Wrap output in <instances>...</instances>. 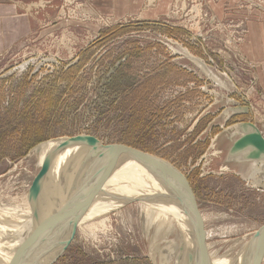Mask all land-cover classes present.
I'll return each mask as SVG.
<instances>
[{
    "label": "rangeland",
    "instance_id": "rangeland-1",
    "mask_svg": "<svg viewBox=\"0 0 264 264\" xmlns=\"http://www.w3.org/2000/svg\"><path fill=\"white\" fill-rule=\"evenodd\" d=\"M57 4L58 27L0 52V206L34 212L28 194L44 166L36 151L53 140L90 135L105 148L111 168L122 153L107 148L124 147L171 164L186 177L203 219L196 251L202 264H217L250 244L264 227V187L253 185L252 161L228 159L241 136L233 137L232 128L257 127L260 117L264 129L253 73L239 53L244 21L219 19L206 0H175L170 16L156 21L93 15L86 0ZM81 145L75 161L58 173L50 170L54 175L37 196L40 207L54 201L52 215L73 200L70 190L110 168L97 150ZM124 188L122 200L132 193L130 185ZM126 202L58 235L61 255L54 264H163L161 252L153 259L150 250L175 235L165 237L140 201ZM178 241L169 245L174 257L182 253ZM47 247L48 239L37 242L18 264H38ZM53 248L54 240L50 259Z\"/></svg>",
    "mask_w": 264,
    "mask_h": 264
},
{
    "label": "bare ground",
    "instance_id": "bare-ground-1",
    "mask_svg": "<svg viewBox=\"0 0 264 264\" xmlns=\"http://www.w3.org/2000/svg\"><path fill=\"white\" fill-rule=\"evenodd\" d=\"M193 60L208 71V69L201 64V61L197 59ZM232 129L235 130L233 137L235 135L243 136L252 131L249 126L245 124H240L239 126L237 125ZM66 140L67 139L64 138L53 140L48 144L46 143L41 146L38 150L35 148L37 150L36 154H38L40 158V164L45 165L47 160ZM101 148L105 153V148ZM107 149H111L115 152V155L116 153H122L117 157V160H121V162L118 163L119 165L113 167V171L111 173L110 168L108 169L107 166L100 172L88 177L86 179L87 182H85L86 186L83 185L84 187H81L82 190L77 187L70 190L69 193H67V196L68 199L73 198V200L62 208V214L56 216L54 214L52 215L54 212L53 206H56V204H53L54 201L51 202V204L48 203L46 206L41 205V211L43 213L42 218L36 217L37 215L30 210H19L18 208L13 210L12 208L8 209V207L4 208L5 206H0V261L12 258L16 254H20L4 263L18 264L21 260L27 257L29 250L37 242L48 239V247L45 251V255L38 263L46 264L50 259L53 247V237L43 222L44 218H47L50 221L57 235H60L68 228L75 225V223L89 222L95 217L98 218L107 214L114 206V209L124 206L125 201H127L126 203L140 201L144 207V213L147 214L150 219H152L153 216H156L153 225L159 224L163 229H165V237L173 234L175 235V240H179L180 249L183 250L186 246L191 248L192 255L188 256L185 264H202L196 259L198 239L195 240L194 244L191 241L194 228L196 226V217L189 210V208L181 206L183 204H181V199H187L186 188L180 177L181 173L171 164L165 163L153 156L143 154L136 150L121 147ZM81 151H83V146L80 144L78 150L74 153H70L68 156L60 153L54 160L51 166V171L58 173L59 170L65 168L66 163L75 161L78 158V155L81 154ZM254 152H256V150L253 147H246L243 150L234 153L230 152L229 154L231 156H240L243 160L248 162V160H250V156L254 154ZM96 154L99 156L98 151ZM105 155L107 154L105 153ZM115 155L113 161L116 160ZM107 157L110 156L107 155ZM262 160H264V152L259 159L253 160L252 162H259ZM80 163H76L77 167L80 166ZM224 169L227 168L224 167ZM53 175L54 173H50L48 175V179L46 180L41 192L44 190L45 185ZM257 183H259V181ZM257 183L253 182L254 185ZM128 185H130L132 193L130 195L125 194L126 198L122 200L121 194L125 193L128 188L124 187ZM261 185L264 187V179L261 181ZM80 191H82L81 195L79 193ZM77 194L78 196H76ZM76 203L77 205H75ZM74 205L75 207L73 208ZM70 209H72V212L59 223V220L67 214ZM2 214L8 216H6V218H2ZM13 215H16L17 217H12ZM11 217L12 220H10ZM37 232L38 234L35 235ZM260 233L261 231H257L250 244L248 243V245L244 248L242 246L238 248V250H234L236 253H233L234 251H232L226 256L221 257V260L217 264H247L257 245ZM6 235L10 237L15 235L16 237L10 239L6 237ZM168 240V237L165 238L155 244L150 250V254L153 259H155L153 253L156 251L161 252L159 255L164 258L163 264H170L169 262L172 261V258H176L177 260L181 252L180 250L178 256L174 257V251L170 249L169 245L175 240H169L171 241L170 243ZM167 242L168 244L167 246L165 245L166 247L161 245L162 243L164 245ZM263 259L264 250L260 260ZM176 260L174 264H178L179 260L177 262Z\"/></svg>",
    "mask_w": 264,
    "mask_h": 264
},
{
    "label": "crops",
    "instance_id": "crops-1",
    "mask_svg": "<svg viewBox=\"0 0 264 264\" xmlns=\"http://www.w3.org/2000/svg\"><path fill=\"white\" fill-rule=\"evenodd\" d=\"M58 1L61 0H0V52L31 36H41L50 27L59 26ZM148 0H86L93 15H104L119 20L131 15H140L149 21L169 17L175 0H156L152 8H146ZM210 10L219 18L243 20L247 33L239 46V53L253 73L256 85L259 113H264V0H206ZM224 11V13H223ZM61 25V23H60ZM261 116V115H258ZM257 127H260L258 117ZM238 136V135H235ZM230 161H243L240 156H231ZM253 182L261 186L264 179V160L253 162ZM254 185V184H253Z\"/></svg>",
    "mask_w": 264,
    "mask_h": 264
},
{
    "label": "water",
    "instance_id": "water-1",
    "mask_svg": "<svg viewBox=\"0 0 264 264\" xmlns=\"http://www.w3.org/2000/svg\"><path fill=\"white\" fill-rule=\"evenodd\" d=\"M245 125L249 126V128L252 131L241 136L238 140H236L234 142L233 146L231 147L230 152L234 153V152L243 150L246 147H253L256 150V152H254V154H252L249 158L250 159L249 161H253V160L259 159L264 152V135L254 124L247 123ZM81 143H88L89 146H91L93 149L98 151V154H99L101 160L103 161V163H105V165L109 164L110 168L112 167L110 159L107 157V155H105V153L103 152V150L101 148V145H100L101 143L96 138H94L90 135H78L75 137L68 138L63 144L60 145L58 150L47 160L45 165L43 167H41L42 170H41L39 177L37 178L36 182L34 183V185L29 190L28 200H29L35 214L38 217L42 218L43 213L41 211V207L37 203V196L40 194L46 180L48 179V175H49V172L51 170V166H52L54 160L57 158V156L60 153H62L65 149H67L71 145L81 144ZM122 148H124V147H122ZM112 171H113V168L110 169V173ZM180 175H181L180 176L181 180L183 181L184 186L186 188L185 190L187 192V199L186 200L181 199V204L183 203L181 206H184L185 208H189V210L196 217V226L194 228V232L192 235L193 237L191 240L194 244L195 240H197L199 238V234L201 233V235H202L203 219H202L201 212H200L198 205H197L195 194H194L188 180L186 179V177L183 174H180ZM43 222L46 225L49 233H51L53 240H54V248H53L54 254H53L52 258L46 264H54L59 259L60 255H61V242H60L59 236L57 235V233H56L53 225L50 223V221L47 218H44ZM259 231H261V233L259 235L257 245H256V247H255V249H254V251H253V253H252L247 264H259L261 262L260 258L262 256V253L264 250V227L261 228ZM191 251H192L191 248L186 246L182 250L178 264H185V261L188 258V256L192 255Z\"/></svg>",
    "mask_w": 264,
    "mask_h": 264
}]
</instances>
